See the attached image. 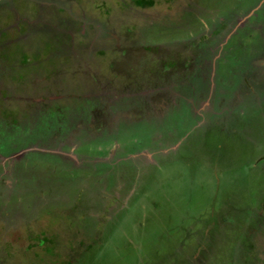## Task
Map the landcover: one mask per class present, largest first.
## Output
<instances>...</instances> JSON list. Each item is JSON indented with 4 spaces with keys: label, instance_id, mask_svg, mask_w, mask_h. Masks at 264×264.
<instances>
[{
    "label": "rangeland",
    "instance_id": "1",
    "mask_svg": "<svg viewBox=\"0 0 264 264\" xmlns=\"http://www.w3.org/2000/svg\"><path fill=\"white\" fill-rule=\"evenodd\" d=\"M0 264H264V0H0Z\"/></svg>",
    "mask_w": 264,
    "mask_h": 264
},
{
    "label": "flooded vegetation",
    "instance_id": "2",
    "mask_svg": "<svg viewBox=\"0 0 264 264\" xmlns=\"http://www.w3.org/2000/svg\"><path fill=\"white\" fill-rule=\"evenodd\" d=\"M179 55L181 56V53H179ZM178 62V61H177ZM79 64H81V63H79ZM79 64H69V66H72L70 69L71 70H73V72H72V77L73 78H70L71 79V81H74L75 80V78L77 77V75H76V73L77 74H79L80 72L82 73L83 71L81 70L82 68H80L79 69V67L78 66H80ZM163 64H161L160 66H162ZM166 65V64H165ZM164 65V66H165ZM169 68H172L171 66L169 67ZM168 68V73L171 71V69H169ZM176 68H182V67H176ZM175 68V69H176ZM183 68H184V66H183ZM162 70V69H161ZM172 70H174L173 68H172ZM168 73L166 74V76H168V77H171L172 75H171V73H169V75H168ZM94 74V73H93ZM96 74H94V76H95ZM76 76V77H75ZM82 76H84V75H82ZM158 76H160V75H158ZM162 76H164L162 73H161V77H159V79L161 80V78H162ZM157 77V76H156ZM157 79H158V77H157ZM86 80L89 82V83H91L92 85L95 83V85L96 86H98L97 85V81L96 80H94L93 81V79H85L84 77H82L81 79H80V82L81 83H85L86 82ZM162 81V80H161ZM98 82H100V85L98 86V92H96V94L94 93V94H92L91 95V93H89V94H75L74 93V91H73V94H74V96H70V95H68L67 93H61V94H59L60 92L58 91V93H53L51 90H49L50 92H51V96H49V97H51V98H54V99H60L61 98V95L63 96V98L64 97H70V98H72V99H70V100H72V103H74V108L77 106V108H75V109H73V113L74 114H89V116H88V119L89 118H91L90 116L91 115H97V116H99V114H102L103 113V109H104V105H105V103H106V100H107V97H110V96H112V95H109L107 92H104L103 91V85H102V80L101 79H98ZM113 82V81H112ZM80 83V84H81ZM156 83V82H155ZM124 84H122V88H124V86H123ZM156 86H158V85H156ZM130 87V86H129ZM129 87H127V89L129 88ZM107 89V88H106ZM148 91V90H147ZM49 93V92H48ZM131 94V93H130ZM102 97H103V99H104V101H103V99H102ZM162 97V95L161 94H157L156 93V95H155V102L156 103H158L157 102V98H161ZM46 98H48V97H46ZM93 99V101H91V100H89V103H90V105L89 104H87L86 102L84 103V101H83V99ZM75 99V100H74ZM162 99H163V97H162ZM162 99H161V102H159L158 103V105H159V107H161L162 105H160V104H163L162 103ZM65 107H67V105H64ZM64 106H62V108L64 109L65 107ZM56 109H61V106H57L56 107ZM66 109V108H65ZM77 109H79V110H77ZM86 116V115H85ZM84 117V116H83ZM100 120V119H99ZM79 124L82 126L81 128V131H84V132H87V133H90L91 134V132L92 131H90L89 132V130L90 129H92L93 130V132L94 133H97L98 131H102V129L101 128H103L102 126L104 125V124H106L105 123V121H103V120H100V123L99 124H96L95 125V123L93 122V126L92 125H90V127H88V126H85V125H82L81 123H80V121L79 122H76V125H77V127L79 126ZM95 125V126H94ZM92 132V133H93ZM73 144H77L76 142H74Z\"/></svg>",
    "mask_w": 264,
    "mask_h": 264
}]
</instances>
